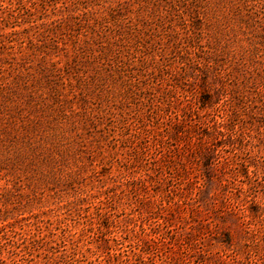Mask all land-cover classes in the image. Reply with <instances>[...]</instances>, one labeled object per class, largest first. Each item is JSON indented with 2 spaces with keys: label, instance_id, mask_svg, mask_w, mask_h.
I'll return each instance as SVG.
<instances>
[{
  "label": "rangeland",
  "instance_id": "374dc122",
  "mask_svg": "<svg viewBox=\"0 0 264 264\" xmlns=\"http://www.w3.org/2000/svg\"><path fill=\"white\" fill-rule=\"evenodd\" d=\"M57 1L0 23V264H264V0Z\"/></svg>",
  "mask_w": 264,
  "mask_h": 264
},
{
  "label": "trees",
  "instance_id": "16d2710c",
  "mask_svg": "<svg viewBox=\"0 0 264 264\" xmlns=\"http://www.w3.org/2000/svg\"><path fill=\"white\" fill-rule=\"evenodd\" d=\"M4 0H0V9L1 8H6V10L2 11L5 12V15L2 16V19L0 20V23H2L1 25L3 26H7V27H14V25H18L20 23H34L36 20L41 19L42 14L47 13L46 11L48 9H51V14L53 15H57L54 12L55 9V4L58 2L57 0H28L29 4H19L20 8H8L7 6L2 7V3ZM22 0H17V2L19 3ZM71 4L73 5V8L75 7L76 9L82 7H85V4L87 2H89L90 0H71ZM95 1H103V0H95ZM144 1L145 4H148L149 2H151L153 5H156L158 7V5L155 3V0H142ZM165 3H168V11L169 14L175 15L177 17H179V19L181 21H183V14H185V8L187 9L188 5L191 4L193 5V3H196L198 0H191L189 2V0H163ZM98 2H94V4H96ZM199 6L200 5H195L193 7V9L195 11L199 10ZM17 9V10H16ZM39 11V16H34V12L33 10ZM128 10V9H126ZM125 14V11H119L117 9H113L111 8L110 11H108L106 14H102L99 15L97 17L92 16V18H89L88 15H86L85 13L83 14V19L86 21L87 23V27L90 28V33L92 34V38L91 40L94 41L95 43L98 44L99 50L102 48V52L98 55V56H94V47H92V45L88 46L89 51H91V53L89 55L90 58H92L91 60L93 61H100L101 64V68H104V70L107 71V73H110L111 70L107 69L106 67V63L104 62V60L108 58L107 54L110 52H115L116 50H122V48L124 47V38H123V33H122V20H123V16ZM46 15V14H45ZM1 17V16H0ZM90 19H92V22H90ZM57 20H53L50 23H43V25L41 26L42 30L39 31L34 37L36 38V40H40L41 37L43 38H49L51 37L50 34H55V30L57 28H59V21L58 23H56ZM37 27V25H35ZM79 26H81V24H79ZM82 27H79V29ZM178 32H176L177 35ZM20 32H17L15 30H13L9 36H7V41H8V46L7 48H12L13 47V43L15 44H21L23 42V38H20L19 36ZM12 35H16V38H14ZM97 35V38L95 39L94 36ZM175 35V34H174ZM200 37V36H199ZM194 38H196V36H194ZM98 39H101V41H98ZM86 44H91L89 39H86ZM105 43V45H104ZM36 45V43H34ZM2 46H5V42H2ZM39 48L38 50H42V48L40 47V45H37ZM106 49L108 51H106ZM84 52H86V48L84 50ZM103 59V60H102ZM102 60V61H101ZM2 63H7L9 64V66H14L15 63L9 61V60H4ZM59 72H61L58 69ZM51 76L54 77V79H57V81L59 80L58 76L54 73L51 74ZM223 124V123H222ZM225 134V132L223 130H217V137H223V135ZM215 135V136H216ZM102 203L105 204V202H99L98 204L94 205L95 208V214L100 215L101 212L100 210L103 208Z\"/></svg>",
  "mask_w": 264,
  "mask_h": 264
}]
</instances>
